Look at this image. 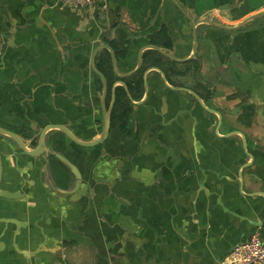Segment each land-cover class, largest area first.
Listing matches in <instances>:
<instances>
[{
  "label": "crops",
  "instance_id": "1",
  "mask_svg": "<svg viewBox=\"0 0 264 264\" xmlns=\"http://www.w3.org/2000/svg\"><path fill=\"white\" fill-rule=\"evenodd\" d=\"M262 11L264 0H0V126L30 147L50 124L98 138L104 83L92 54L115 50L117 71L99 61L108 48L95 58L108 106L123 88L116 72L134 71L142 53L135 102L127 116L116 110L103 143L51 129L45 162L16 157L0 135L3 186L21 193L0 198V264H224L253 233L264 239V15L236 29L197 23L237 25ZM194 31L192 59L149 63V44L189 57Z\"/></svg>",
  "mask_w": 264,
  "mask_h": 264
},
{
  "label": "water",
  "instance_id": "2",
  "mask_svg": "<svg viewBox=\"0 0 264 264\" xmlns=\"http://www.w3.org/2000/svg\"><path fill=\"white\" fill-rule=\"evenodd\" d=\"M261 15H264V11L259 12V13H255V14L249 16L248 18L244 19L243 21H241L237 25H226V24L215 22L213 20H209V19H198L197 23L198 22H208L213 26H217V27H220L223 29H236V28L243 26L250 19H253V18L261 16ZM110 17L113 20V15ZM11 40H13V37H11ZM149 46L151 48H153V50L164 55V57L170 58V59L175 60L177 62H185L187 60L192 59L195 56V53L197 52L196 32L194 31V34H193V52L190 54L189 57H186V58H177V57L169 54L168 52L164 51L161 47H159L158 45H155V44H149ZM101 47H106L110 50L111 56H112V62H113V65L115 67V71H117L116 70V54H115L114 48L108 44H104V45H101L99 47H96V51L92 54V57H91V67L99 75V77L102 79V81L104 83V89H103L102 99H101L102 108H103V128H102V132H101L100 136L96 139H93V140L84 141V140L79 139L65 125L50 124V125L46 126L40 132V135H39L38 141H37V145L30 147L18 134L14 133L13 131H11L9 129H6V128H3L0 126V135L4 136L5 139L9 138V139L13 140L20 148L19 150L18 149H11V147L9 145H7V143H6L7 150H10L11 152H13L16 157L18 155H27V156H31L33 158H42L45 162H47L49 159V156H48L49 150H47V148H46L47 144L45 143V138H46V133L51 129H59L60 131L65 133L69 137V139H71L72 141L76 142L77 144L83 145V146H94V145H97V144L104 142V140L106 139V137L108 136L109 131H110L111 113H112L115 98H116L117 86L115 85L112 87V99H111L110 104L108 106H106L105 103H106L107 94H108V81H107L104 73L100 69H98L96 64H95L96 53H97L98 49H100ZM141 58H142V53H140V55H139V62H138L136 69H134V71H131V72L125 73V74H120V73L116 72L117 76L119 77L118 81L122 84V86L126 90L127 95H128L131 102H135L133 99L134 98L133 93H131V90H130V85H132L133 82L128 83L127 81L124 80V78L131 77L134 73L136 74V71L142 66L141 65L142 64ZM155 67H157V66H155ZM159 70L162 73V77H163L164 81L167 82V77H166L165 71L163 69H160V68H159ZM142 85H143V88L145 89V97L144 98L147 101V99L149 97L148 81L146 79H144V82H143V80H142ZM169 88H172V89L173 88L174 89L180 88V89L189 90L202 103V106L205 109H207L208 111H211V112H215V110L213 108H210V107H207L206 105H204L205 103L203 102L201 96L197 92H195L191 89H187L186 87H177L174 85H170ZM162 101H163V105L165 106L167 104V98L164 96ZM179 113H181V112L179 111ZM218 114H219V127H220L222 119H223V115L221 113H218ZM35 137H36V135H33L30 138H31V140H34ZM57 156L61 157V159L63 158L62 155H60V154H58ZM65 161L70 166L71 171L74 173V175L76 177H79V171L77 170L76 166L73 165V163H71L66 158H65ZM3 173H4V161H3L2 154L0 152V198H14V197H17L18 195H20L21 193L19 191H10L3 186V182H2L3 178H4ZM31 254H34V253H31Z\"/></svg>",
  "mask_w": 264,
  "mask_h": 264
},
{
  "label": "built area",
  "instance_id": "3",
  "mask_svg": "<svg viewBox=\"0 0 264 264\" xmlns=\"http://www.w3.org/2000/svg\"><path fill=\"white\" fill-rule=\"evenodd\" d=\"M72 8H85L101 5L106 8L107 0H62ZM224 264H264V239L260 232L253 233L249 238L239 242L225 256Z\"/></svg>",
  "mask_w": 264,
  "mask_h": 264
},
{
  "label": "trees",
  "instance_id": "4",
  "mask_svg": "<svg viewBox=\"0 0 264 264\" xmlns=\"http://www.w3.org/2000/svg\"><path fill=\"white\" fill-rule=\"evenodd\" d=\"M155 51V50H154ZM159 54L161 56L160 53H158L157 51H155V54H153L149 60L150 64L153 65H160L162 63V56L161 57H157L156 55ZM99 61L102 64L103 69L106 71H108V69L112 68V61H111V55L109 53V51L105 50L104 53H102L101 55H99ZM142 71H139V73L141 74ZM137 83L140 85L139 88V93L142 94L143 92V85H142V78H140ZM119 94L117 97V101H116V106H115V111H114V117H116V110L118 109V111L122 108L123 110L119 113H122V115L127 116V114L130 112V107H131V103H130V99L127 96L124 88L120 87L119 89ZM211 93V92H210ZM136 94V91L133 90V96ZM117 111V115H119Z\"/></svg>",
  "mask_w": 264,
  "mask_h": 264
},
{
  "label": "flooded vegetation",
  "instance_id": "5",
  "mask_svg": "<svg viewBox=\"0 0 264 264\" xmlns=\"http://www.w3.org/2000/svg\"><path fill=\"white\" fill-rule=\"evenodd\" d=\"M172 67H174V66H172ZM168 70V69H167ZM168 77V76H167ZM126 81L128 82V83H132L131 81H132V78L131 77H129V80H128V78L126 79ZM120 84V83H119ZM124 88V87H123ZM125 90V89H124ZM130 90H131V93H132V90H134V86L133 85H130ZM119 92V90H117V88H116V98H115V102L117 101V97H118V93ZM125 92H126V90H125ZM126 94H127V92H126ZM128 96V95H127ZM149 99V98H148ZM147 99V100H148ZM114 102V103H115ZM113 112V111H112ZM128 115V114H127ZM114 117V113H113V115H112V113H111V122H112V118ZM1 152V151H0ZM2 154V153H1Z\"/></svg>",
  "mask_w": 264,
  "mask_h": 264
}]
</instances>
